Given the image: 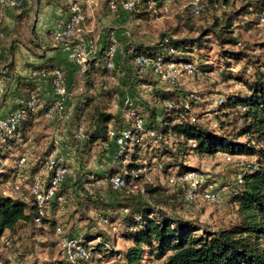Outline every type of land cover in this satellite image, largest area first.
<instances>
[{
  "label": "trees",
  "instance_id": "1",
  "mask_svg": "<svg viewBox=\"0 0 264 264\" xmlns=\"http://www.w3.org/2000/svg\"><path fill=\"white\" fill-rule=\"evenodd\" d=\"M165 1L136 0L133 9L126 12L135 22H151L163 11ZM209 2L216 9L226 8L221 17H216L210 24L196 25L193 20L194 17L202 16L207 8L205 0H199L198 12L195 11V5L191 4L188 13L186 11L183 16H179L180 19L185 17L184 21L169 32L161 34L157 42L147 44L131 40L123 44L122 62H117L118 65L130 71L137 79V85L153 87L151 100L141 104L132 100V105L128 106L143 120V128L135 126V116L127 114L129 108L114 110V103L120 97L123 100L126 95L110 82L117 54L109 55L113 44L112 34L107 36L103 47L96 50L82 73L85 90L75 103L72 116L75 147L81 163H88L99 146L109 143L112 144L115 155L117 145L111 135L112 131L119 135L127 129L132 138L126 140L121 154L114 157L111 167L105 173L99 174L100 179L121 175L126 181L125 187L114 189L107 183L112 194L109 199L101 195L95 196L88 190L79 211L81 217L86 218L89 212L95 210L99 215H104L102 218L110 226L118 225L116 234L131 243L123 253L127 264H141L148 255L163 259L165 264H264V52L259 55L248 52L263 51L264 41L255 47L244 44L235 29L241 24L246 29L260 26L259 15L264 9V0ZM238 2L241 4L235 7ZM17 9L21 10L18 19L23 25L28 19L27 1L24 0ZM21 27L19 26L17 34L21 33ZM0 33H3V37H0L2 40L5 33L1 28ZM89 40L94 43L91 38ZM214 42L219 46L215 55L218 61L212 60L215 64H211L210 52ZM12 50L13 46H9L8 51ZM144 54L152 60L161 59L165 64L170 61L194 62L198 72L193 76L205 71L217 72L222 67L223 70L218 72L222 81H234L241 87L238 91L219 94L218 98H214L212 109L202 110L200 101L180 83L171 84L165 81L169 86L158 88L157 80H153L157 76L153 66L142 70L136 62ZM110 62H113V68L109 67ZM1 65L3 67L0 68V76L13 78L11 72L14 59L11 58L5 63L0 61ZM57 69L63 71L60 66L50 61L40 66H32V72L37 73L34 79L39 73L45 72L52 86ZM157 78L162 81L158 76ZM17 81L16 104L12 110L22 107L23 104L19 101H27L33 94L41 98L35 81L22 76H17ZM51 104L52 102L45 103L36 112L29 111L13 130L0 128V161L8 157L12 148L23 149L22 146L35 133V141L41 139L36 128ZM210 113L215 123L206 118ZM80 127L85 130L86 137L83 140L77 136ZM147 144L150 149L155 148L152 156L143 151ZM54 150V143H50L35 158V166H32L29 178L31 182L45 167ZM27 151L21 152L17 166L8 173L3 174L0 162V243L11 246L19 245V242L24 244L22 237L18 235L34 225L38 212L32 193L30 196L15 197L6 194L1 188L2 177L9 179L18 175L21 168L19 160ZM222 153L254 157L256 168L244 172L242 181L239 182L237 175L242 170L241 165L233 185L228 188V202L234 208L235 218L229 225L219 229L202 227L197 222L175 213L178 202L182 200L183 203L186 200L184 190L177 187L176 192L169 193L163 185L145 180L142 174L133 176L143 165L151 169L157 167L168 176L173 170H176V175L183 176L198 171L186 163L189 155L214 156ZM135 183L139 185L138 189H134ZM65 184L66 182L61 185L59 192L63 202L55 201L49 209L59 208L65 203L69 190L65 188ZM76 184L79 187L83 182L79 179ZM89 184L95 183L92 180ZM208 186L209 183L203 184V191ZM48 213L49 211L42 218L40 226H35L41 228L42 235L61 254L57 247L56 228L62 225L50 219ZM50 234L55 237L52 238ZM81 241L88 248L89 256L73 264H90L95 255H104L106 258L108 252L112 251L102 232L87 231ZM21 251L19 259H24L27 254ZM23 261L20 260L21 263Z\"/></svg>",
  "mask_w": 264,
  "mask_h": 264
},
{
  "label": "rangeland",
  "instance_id": "2",
  "mask_svg": "<svg viewBox=\"0 0 264 264\" xmlns=\"http://www.w3.org/2000/svg\"><path fill=\"white\" fill-rule=\"evenodd\" d=\"M27 1V0H26ZM78 1V0H76ZM196 0H166L163 11H161L160 15L155 17L151 22L139 23L136 25V32H130L132 41H140L145 42L147 44H153L157 42L159 36L166 32H169L171 28L180 25L184 19H180L179 16H183L185 12L189 11L191 4H194ZM210 0H205V6H207L206 11L200 17H194V22L196 25H207L214 21L216 17L220 18L224 10L226 8H214L210 5ZM221 2L222 0H213ZM79 2V1H78ZM109 0H103V5L99 2L93 6V10L90 9L92 15L89 16L87 10L83 8L82 3L79 2L83 12L85 13L86 19L82 25L85 30L84 33L87 37L92 40H96L93 36V32L88 31L89 24L94 22L95 26H97V22H101V14L102 10L101 6L108 8ZM241 2H238L235 7H238ZM28 6V3H27ZM99 7L97 10L94 7ZM32 9V8H31ZM9 10L0 8V28L5 33V38L0 40V61L5 63V61H10L12 58V54H14L15 47H13L12 52L8 51L10 44H13L20 41L17 39L21 37L24 40V46L29 50L32 56H38L39 49L36 48V45L31 41L30 37H28V30L30 26H26V36L17 34L19 26H22L20 22H18L16 30H11L4 22L1 14L4 12H8ZM12 13L20 14V9H10ZM110 11V9H109ZM124 11V10H120ZM114 12V11H112ZM118 12V11H117ZM115 12V13H117ZM103 24V23H102ZM103 26V25H101ZM184 26V24H182ZM22 28V27H21ZM96 28V27H95ZM131 28V27H130ZM184 28V27H183ZM97 29V28H96ZM236 34L239 39L244 44H249L251 46H256V44L264 41V25L262 26H254L252 28L246 29L242 24L237 26ZM21 30V29H20ZM116 38V36H114ZM117 46L118 45V39ZM218 45L216 42L212 43L210 52L211 64H215L212 60L218 61V57H216V51H218ZM249 54L259 55L262 54L261 50H250ZM118 59L115 57V70L113 73V77L110 78V82L113 85L118 86L120 92L125 97L131 98L134 102L137 101L140 104L144 103L148 99L151 100V92L153 87L149 85H137V79L127 70L125 67L118 65ZM222 68V67H221ZM218 68L217 72H202L196 76H181L180 84L187 92H191L201 104L202 110L212 109L214 107V98H218L219 94H227L232 91H238L240 89V84L235 83L234 81L223 82L221 76L218 72L223 70V68ZM137 76V75H136ZM83 74L81 72V76L77 75L74 81V85L68 87V90L71 94V99L68 100L67 107L65 109V113H70L71 104H75L78 99L84 93V83H83ZM155 78V79H154ZM153 80H157L158 88H165L169 85L165 81H160L157 76H154ZM131 82V83H130ZM16 83L9 80V83L3 88L2 97H0V112H4L8 105L11 104L12 100L8 98L15 96ZM136 85V86H134ZM54 90L53 86H51ZM40 92V91H39ZM120 96H122L120 94ZM41 103L43 106L45 103H50L52 101H47L46 96L40 95ZM16 98V96H15ZM121 101V97L119 98ZM14 100V99H13ZM116 103V102H115ZM114 103V104H115ZM72 108V116H73ZM114 110L116 108L114 107ZM12 111V110H11ZM11 111H9L4 116L8 115ZM4 116H0L4 117ZM213 117L210 115H206V118L212 120ZM212 122H214L212 120ZM215 123V122H214ZM39 135H41V139L39 141H35L36 134L30 138V140L22 146L23 149L12 148L8 152V157L6 159H1L2 164V172L3 174L12 171V168L17 166L18 156L22 151L28 150L27 152L32 153V159L29 161L28 165L24 167L21 172L20 169L17 174L20 172V176H12L11 178L2 177V186L1 188L4 190L6 194L20 197V196H30L31 194V181L30 174L32 166H35L36 162L35 158L43 153L42 150H45L47 145L50 143H54L55 149H57L58 153L62 155L68 162L71 167L75 170V175L71 176L67 179V183L65 184V188L69 189L67 195L65 196V203L59 206V208L52 207L49 209V218L55 220L58 224L62 225L66 232L73 236L82 238L87 231L91 232H102L105 240L109 244V248L112 251H109L104 258L103 256H94V261L90 262V264H127L124 261L123 253L126 248L131 244L127 239L116 234L118 225L110 226L105 220L102 218L104 215H99L95 210L88 213L86 218L81 217V213L79 208L82 206L85 201V193L88 190H91V194L95 196H102L103 198H111V190L108 187L106 179H100L99 174L105 173L110 167L115 159L114 151L112 144L99 146L93 156L89 159L88 163L83 165L81 163V158L78 155L77 148L75 147V129H74V121L66 119H47L45 117L40 119V124L36 128ZM79 142V141H78ZM74 149V150H73ZM149 150V151H148ZM154 149H150L149 145H145L143 147V151L149 152L148 155L152 156ZM246 160H256L254 157L246 156ZM85 160V159H84ZM186 163L194 168H197L199 173V180H201L199 186L194 190V199L192 201L185 200L182 203V200L178 202V206L175 210V213L191 219L202 227H207L211 229H219L229 225L235 218L234 208L228 202V188L233 185L236 174L239 172L242 163L238 160L226 161L222 154H217L214 156L209 155H196L191 154L187 157ZM176 174V170H173L171 175L168 176L164 172H162L157 167H152L151 170V180L155 183H159L163 185L169 193H174L177 190V186H174L170 183V178ZM81 179L83 185L77 186L76 182ZM95 184H89L91 181ZM97 180H105L104 183L98 184ZM89 181V183H88ZM19 183L20 189L15 190V185ZM209 183V186L212 185L215 189L222 191L223 197L222 201L219 204H210L206 202L202 198L203 192V184ZM184 197V196H183ZM185 198V197H184ZM37 226V225H36ZM35 223L33 226L27 228L21 235L22 244L19 242V245H6L0 243V255L2 259H0V264H21L20 260H24L23 264H66L62 252L59 253V249L52 247L49 242V239H46V236L42 235L41 228H37ZM51 235V234H50ZM18 236L16 239H18ZM52 238L55 236L52 234ZM48 240V244H46ZM98 241V240H96ZM94 241V242H96ZM58 247V245H57ZM22 250V253L27 255L24 256V259H19V251ZM61 250V249H60ZM111 254V255H109ZM141 264H165L163 259H156L155 257H151L148 255L145 260L142 261Z\"/></svg>",
  "mask_w": 264,
  "mask_h": 264
},
{
  "label": "built area",
  "instance_id": "3",
  "mask_svg": "<svg viewBox=\"0 0 264 264\" xmlns=\"http://www.w3.org/2000/svg\"><path fill=\"white\" fill-rule=\"evenodd\" d=\"M68 4L69 16L63 22L57 24L53 31V40L55 44H62L69 48L75 58V61L80 67L82 73L85 72L87 68V62L94 57L97 50L95 44L89 40L85 35L84 29L82 27L86 16L83 12L81 5L76 0H63ZM24 0H0V8L2 9H17L20 8ZM136 0H110L109 7L112 11L117 12L120 10L130 11L133 9ZM199 0L194 2L195 11L198 12L200 9ZM97 9L95 6L94 9ZM259 25H264V9L259 15ZM0 37H3V33H0ZM113 44L109 49V55L114 56L118 50L117 40L114 36H111ZM174 52V50H171ZM137 64L142 70L153 66L155 74L162 80L167 81L171 84L180 83L181 76H192L198 72L197 66L194 62H176L170 61L164 63L161 59L152 60L148 55H141L136 60ZM109 67L113 68V62L109 63ZM37 73L33 72V76ZM39 78H48L45 72L38 74ZM53 88L57 94V99L52 102V104L46 109L45 117L48 119H71V112L65 113V109L68 104V100L71 99L70 91L67 87L66 78L61 69H57L54 72L53 77ZM220 102L222 99L219 100ZM22 107L12 110L8 115L0 118V128L7 130L15 129L21 122L22 118L29 112H36L41 107V101L39 97L35 94L30 96L27 101L20 100ZM131 98L125 97L120 102H116L114 107L116 109L129 108L132 105ZM188 105V104H187ZM128 116H135V126L137 128H143V120L136 116L134 110L129 108L127 110ZM112 137L115 139L117 145V151L115 152V158L118 157L123 147L131 136V132L127 129L123 130L119 135L116 132H111ZM77 136L79 139L83 140L85 135V130L83 127L78 129ZM226 161H232L238 159L242 163V170L237 175L239 182L242 181V175L244 172L256 168V160H246L245 156L237 155L233 156L228 153H222ZM32 159V153L25 152V154L20 158V172L26 167L29 161ZM151 168L147 165H143L139 170L133 173L134 177L143 175L144 179L147 181L151 180ZM18 173V177L21 173ZM75 175V170L71 165L68 164L67 160L58 153L55 149L48 157L45 167L36 174L32 185L31 193L34 196L35 202L38 206L37 215L34 218V223L40 226L42 218L47 214L52 203L55 201L63 202V198L59 195L61 185L64 184L67 179ZM199 173L189 172L183 176L173 175L170 178V183L178 188L184 190L187 201H192L194 199V190L199 186L201 180H199ZM105 180H97L96 183H104ZM114 189H121L125 187L126 181L121 175H113L106 179ZM20 184L15 185V190L20 189ZM134 189H138L139 185L134 184ZM223 193L220 190L215 189L212 185L208 186L202 192V198L210 204H219L222 201ZM57 245L61 249L62 255L67 263H76L79 260L89 256L88 248L83 245L81 238L73 237L65 232L62 226H57ZM23 264V263H21Z\"/></svg>",
  "mask_w": 264,
  "mask_h": 264
},
{
  "label": "crops",
  "instance_id": "4",
  "mask_svg": "<svg viewBox=\"0 0 264 264\" xmlns=\"http://www.w3.org/2000/svg\"><path fill=\"white\" fill-rule=\"evenodd\" d=\"M82 3L83 8L87 10L89 16L92 15L90 9L93 10L92 5H96L99 2L103 5V0H78ZM28 6V19L23 23L20 35H25L24 31L26 26H30L28 30V37L39 49L38 56H32L29 50L25 48V42L21 37L17 39L20 41L10 44V47H15V52L12 54L14 59V66L12 68L11 75L13 78L0 76V97H2L3 88L9 83V80L18 85L17 76H22L31 81H35L38 85L40 95L46 96L47 101H55L57 99V94L52 89V84L49 78H35L32 72V66H40L46 62H51L57 66H60L66 78L68 87L74 85L75 78L77 75L81 76L80 67L75 61L73 54L69 48L62 44H55L53 40V31L57 24L66 20L69 16V7L63 0H27ZM32 8V9H31ZM101 6V22H97L95 26L94 22H91L87 26L88 31L93 32V36L96 38L94 44L97 49L103 47L104 42L109 34L116 36L118 39V50L116 54V59L118 62H122V46L128 43L130 37L132 36L130 32H136V25L139 23L132 20L129 13L126 11H118L117 13L109 11V7ZM99 7L97 6V10ZM8 12L1 14L4 19L5 24L11 29L16 30L17 24L19 22L18 14L12 13L10 9ZM91 14V15H90ZM103 23V24H102ZM26 25V26H25ZM103 25V26H101ZM97 29H96V28ZM131 27V28H130ZM13 53V52H12ZM3 66L1 65L0 68ZM16 77V78H15ZM12 100L11 104L7 103L8 107L4 112H0V116H4L9 111L14 108L16 104L15 96L8 98ZM14 99V100H13ZM51 103V102H50ZM75 104H71L70 110L72 113V108ZM72 120V115L71 119ZM74 150V149H73ZM67 183V181H66Z\"/></svg>",
  "mask_w": 264,
  "mask_h": 264
}]
</instances>
